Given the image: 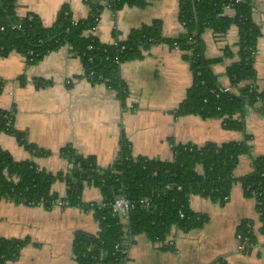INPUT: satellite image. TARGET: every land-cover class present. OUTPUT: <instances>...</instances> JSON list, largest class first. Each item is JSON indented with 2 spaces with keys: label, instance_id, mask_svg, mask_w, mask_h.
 <instances>
[{
  "label": "crops",
  "instance_id": "0c3cea01",
  "mask_svg": "<svg viewBox=\"0 0 264 264\" xmlns=\"http://www.w3.org/2000/svg\"><path fill=\"white\" fill-rule=\"evenodd\" d=\"M180 3L144 0L142 5L106 7L94 34L102 43L116 44L127 40L132 31L158 21L164 37L177 38L184 30ZM252 4L253 20L261 30L254 67L257 85L264 89V0H252ZM64 5L69 6L76 20L87 18L91 12L87 0H18L17 14H35L45 26H51ZM201 40L205 56L220 59L211 65L218 85L229 87L226 69L239 59V28L232 25L223 35L208 28ZM84 73L82 60L69 45L36 62H29L18 52L0 56V109L12 111L14 127L37 149L26 148L5 132L0 134V148L15 160L33 161L52 174H70L72 170L73 163L60 153L65 146L72 145L79 153L94 156L105 168L120 156L124 138L134 156L171 160L172 146L242 142L249 135L251 154L241 156L234 171L238 179L252 170L253 157L264 156V114L256 107H246L241 130L227 129L220 118L179 113L193 84V73L178 48L153 44L140 57L123 62L120 76L128 87L125 101L116 90L91 81ZM38 148L50 153L42 154ZM53 191L64 197L66 181L58 179ZM102 199L99 187H85L83 202ZM190 206L194 212L208 216L202 227L189 231L174 227L166 241L174 243L173 249L138 234L127 247L125 264H219L220 260L228 264H264L258 205L254 197L245 195L240 181L233 185L226 203L192 195ZM243 220H251L258 233L257 244L246 252L240 250L237 236ZM79 231L98 233L92 211L76 205L48 209L0 198V238L30 239L20 256L7 264H76L73 242Z\"/></svg>",
  "mask_w": 264,
  "mask_h": 264
},
{
  "label": "trees",
  "instance_id": "16d2710c",
  "mask_svg": "<svg viewBox=\"0 0 264 264\" xmlns=\"http://www.w3.org/2000/svg\"><path fill=\"white\" fill-rule=\"evenodd\" d=\"M17 1L0 0V56L18 52L29 62H36L69 45L82 60L84 77L94 82L107 80L106 84L125 101L128 91L120 76L121 64L140 57L153 44L166 43L183 52L193 73V84L180 105V114L220 118L224 126L232 130L243 129L242 115L247 106L256 107L264 114V89L257 85L254 67L261 30L253 20L252 0H181L180 20L184 30L177 38L164 37L161 23L155 21L132 31L127 40L116 45L102 43L94 34L102 11L106 7L120 9L125 5H142L144 0H87L91 12L82 20L74 19L69 6L64 5L51 26H45L35 14L18 15ZM229 4L235 10L233 15L225 10ZM232 25L239 28L240 51L239 59L226 69L231 90L225 92L211 69L220 59L205 56L201 36L208 28L223 35ZM121 44L127 46L123 52H119ZM115 56H119L118 63ZM2 84L0 82V92ZM3 132L14 135L28 149H37L14 127L12 111L0 109V134ZM249 138L246 135L242 142L205 146H172L171 160L134 156L130 143L124 138L120 156L105 168L98 165L94 156H85L67 145L60 153L76 167L70 174H52L33 161H17L0 148V198L48 209L63 199L69 201V206L92 211L99 231L76 233L73 242L76 264H125V248L138 234H146L152 241L162 243L165 249H173L166 241L174 227L189 231L208 221V216L193 211L191 196L200 195L224 204L237 181L241 182L246 196L256 199L261 223L258 233L264 235V156L253 157V167L248 174L239 179L234 175L241 156L251 154ZM38 151L50 153L39 148ZM58 179L66 181L64 197L53 191ZM87 185L100 188L105 205L83 202L82 194ZM120 189L133 205L128 219L116 213L112 206ZM258 233L251 220L240 223L237 235H241L239 242L244 252L257 244ZM29 243V238H0V264L17 259ZM117 244H120L119 250ZM219 264L228 263L220 260Z\"/></svg>",
  "mask_w": 264,
  "mask_h": 264
},
{
  "label": "built area",
  "instance_id": "2783aa9c",
  "mask_svg": "<svg viewBox=\"0 0 264 264\" xmlns=\"http://www.w3.org/2000/svg\"><path fill=\"white\" fill-rule=\"evenodd\" d=\"M237 1H241V0H237ZM225 10H226V12L231 11V12L235 13L234 8L230 4L226 5ZM89 48H91V46ZM126 48H127V46L125 44H121L120 48H119V52H123ZM115 61L117 63L119 62V56H115ZM106 81L107 80H103L102 83L106 84ZM125 89H126V91H128V87H126ZM222 90L226 92V91L231 90V87L229 86L226 88H222ZM228 199H229L228 197L225 198V200H228ZM101 204L105 205V203L102 201H101ZM30 206H32V205H30ZM57 206L58 207H67V206H69V201L59 199L55 203L54 207H57ZM112 206H113L114 211L116 213H119L120 215H122L124 219H128L133 205H132L131 201L126 197V195L122 192V189H120L119 193L115 197V200L112 202ZM181 216L183 217L184 215L181 214ZM237 236H238V240H239L241 238V235H237ZM169 244L173 245L174 243L172 241H170ZM239 248H240V250H243V246L241 245V243L239 245ZM116 249L117 250L120 249V244L116 245ZM125 251H127V248H125Z\"/></svg>",
  "mask_w": 264,
  "mask_h": 264
},
{
  "label": "water",
  "instance_id": "95a60500",
  "mask_svg": "<svg viewBox=\"0 0 264 264\" xmlns=\"http://www.w3.org/2000/svg\"><path fill=\"white\" fill-rule=\"evenodd\" d=\"M240 98H242V96H240ZM74 168H76V167L74 166V164H70V169H74Z\"/></svg>",
  "mask_w": 264,
  "mask_h": 264
}]
</instances>
